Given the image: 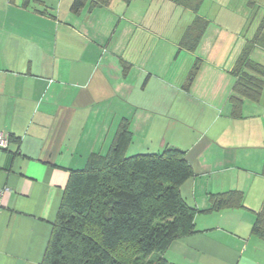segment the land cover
Instances as JSON below:
<instances>
[{"label": "crops", "instance_id": "crops-1", "mask_svg": "<svg viewBox=\"0 0 264 264\" xmlns=\"http://www.w3.org/2000/svg\"><path fill=\"white\" fill-rule=\"evenodd\" d=\"M73 2L0 0V134L9 141L0 149V264L42 263L70 172L106 155L123 119L127 153H185L193 176L181 193L191 207L244 194V207L198 213V232L164 259L264 264L252 233L264 207V90L236 111L231 101L248 45L233 51L208 25L189 51L195 19L177 23L193 11L183 0H86L78 12Z\"/></svg>", "mask_w": 264, "mask_h": 264}, {"label": "trees", "instance_id": "trees-1", "mask_svg": "<svg viewBox=\"0 0 264 264\" xmlns=\"http://www.w3.org/2000/svg\"><path fill=\"white\" fill-rule=\"evenodd\" d=\"M85 2L74 0L72 10L78 12ZM207 27L197 16L186 38L189 51L197 49ZM261 31L232 71L237 76L231 96L235 111L244 97L259 100L264 90V66L249 56L256 45L264 49ZM131 142L130 122L123 119L109 152L92 154L84 169L70 172L41 264H169L164 253L174 241L198 232V213L244 207L241 191L212 194L203 211L191 207L181 193L193 176L185 153L166 147L126 156ZM252 233L264 241V207Z\"/></svg>", "mask_w": 264, "mask_h": 264}, {"label": "rangeland", "instance_id": "rangeland-1", "mask_svg": "<svg viewBox=\"0 0 264 264\" xmlns=\"http://www.w3.org/2000/svg\"><path fill=\"white\" fill-rule=\"evenodd\" d=\"M253 1L183 0L184 4L189 5L193 11H190L191 14H185L187 16L180 15L177 23L183 21L184 25H187L197 16L201 17L208 22L210 29L224 32L226 41H232V50L234 51V47H236L235 51H237L244 47L245 43L246 45L250 44L258 27L262 29L259 38L264 41V25L259 26L264 16V0ZM213 38H218V36ZM249 56L256 63L264 66V49L262 47L258 46L249 51ZM133 154L127 153L126 156Z\"/></svg>", "mask_w": 264, "mask_h": 264}, {"label": "built area", "instance_id": "built-area-1", "mask_svg": "<svg viewBox=\"0 0 264 264\" xmlns=\"http://www.w3.org/2000/svg\"><path fill=\"white\" fill-rule=\"evenodd\" d=\"M8 143H9L8 139H6L3 135L0 134V149L6 150L8 147ZM3 194H4V190L0 189V206L2 203Z\"/></svg>", "mask_w": 264, "mask_h": 264}, {"label": "flooded vegetation", "instance_id": "flooded-vegetation-1", "mask_svg": "<svg viewBox=\"0 0 264 264\" xmlns=\"http://www.w3.org/2000/svg\"><path fill=\"white\" fill-rule=\"evenodd\" d=\"M248 1H250V2H254L253 0H248ZM263 21H264V16H263V19L261 20V22H260L259 26H261V25H262ZM258 28H259V27H258ZM257 30H258V29H257Z\"/></svg>", "mask_w": 264, "mask_h": 264}]
</instances>
